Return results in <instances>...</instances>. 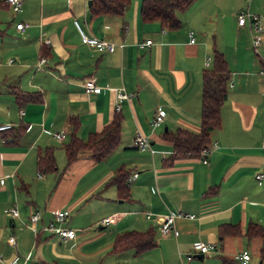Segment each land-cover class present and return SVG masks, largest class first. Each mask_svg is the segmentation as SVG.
I'll return each mask as SVG.
<instances>
[{
	"label": "crops",
	"instance_id": "obj_1",
	"mask_svg": "<svg viewBox=\"0 0 264 264\" xmlns=\"http://www.w3.org/2000/svg\"><path fill=\"white\" fill-rule=\"evenodd\" d=\"M0 1V120L24 129L16 140L0 134L4 259L18 253V264H220L221 257L236 260L246 250V264H264L262 238L245 236L249 223L264 229V181L260 185L255 179L264 170V35L259 55L253 56L250 27L237 23L244 0H194L176 13L180 25L175 29L157 20L142 21L141 0H131L118 16L92 15L88 0H23L19 13L7 0ZM249 10L264 21V0H252ZM74 20L88 35L123 46L100 52L83 44ZM20 22L27 24L23 31L15 27ZM225 27L228 47L215 37ZM145 40L152 42L138 47ZM213 49L223 53L230 71L220 127L210 133L209 146H216L206 163L202 156L167 163L173 147L164 134L200 130L202 74L212 65ZM41 57L46 61L38 69ZM88 77L101 88L99 93L84 91ZM120 88L132 96L120 103L117 148L101 162L82 151L67 164L63 146L70 139V118L77 119L76 134L83 140L100 132L116 113L115 91ZM14 89L34 96L20 103ZM158 109L164 120L152 126ZM59 132L61 140L52 135ZM137 133L149 139L151 149L133 145ZM49 147L56 168L43 173L37 156ZM119 168L137 173L128 184V199L108 184ZM12 204L18 218L3 213ZM61 208L70 210L67 225L75 232L65 241L43 230L51 211ZM34 210L41 211L36 233L28 227ZM177 211L195 217H176V233L161 234L159 218ZM112 215L117 216L114 223H100ZM223 224L237 226L238 233L220 235ZM147 229L155 231L154 248L141 254L133 249L110 252L116 234ZM10 235L14 247L7 241ZM196 241L214 244L215 250L201 253L192 247Z\"/></svg>",
	"mask_w": 264,
	"mask_h": 264
},
{
	"label": "trees",
	"instance_id": "obj_2",
	"mask_svg": "<svg viewBox=\"0 0 264 264\" xmlns=\"http://www.w3.org/2000/svg\"><path fill=\"white\" fill-rule=\"evenodd\" d=\"M131 0H92L88 11L92 15L118 16L122 15ZM194 0H141L140 17L142 21H159L162 27L175 29L179 27L180 21L176 13L184 11ZM8 4V2H7ZM4 5L0 1V7ZM10 7V6H9ZM45 54V47H42L41 54ZM230 71L222 52L213 49L212 65L202 74L201 91V112L200 130L192 132L185 129H177L175 132L164 134V139L172 144L173 154L167 163L182 158L201 157L203 149L209 147L210 133L220 127V109L227 98V84ZM13 93L18 102L23 103L26 98H33V93H21L14 89ZM122 116L119 112L114 113L111 121L106 124L98 133L89 134L83 140L76 134L78 121L70 118V139L63 146L67 164L77 160L82 151H87L88 156L94 162H101L106 159L119 145L121 136ZM23 127L18 126L3 136H12L18 139L23 131ZM37 167L39 171L47 173L56 168L53 148H46L37 156ZM128 171L119 168L114 176L108 180V184L114 185L118 196L121 199H128L129 187L127 183ZM220 235L226 233L237 234V226L223 224L219 227ZM245 236H260L264 242V229L255 223H249ZM156 246L155 231L147 229L145 231L129 230L116 234L110 252L121 253L128 249H133L135 254H141ZM260 252H263L261 247ZM220 264H238L236 260L221 257ZM126 264V263H116Z\"/></svg>",
	"mask_w": 264,
	"mask_h": 264
},
{
	"label": "built area",
	"instance_id": "obj_3",
	"mask_svg": "<svg viewBox=\"0 0 264 264\" xmlns=\"http://www.w3.org/2000/svg\"><path fill=\"white\" fill-rule=\"evenodd\" d=\"M252 0H244V6L241 8V10L237 13V23L239 26H245L246 24L249 25L250 31H251V45L256 50L262 42L263 35H264V21L261 18L259 14L253 13L249 10V4ZM8 5L10 6L11 10L14 13H19L22 11L23 6V0H7ZM74 25L80 35L81 42L91 48H94L97 51L105 52V51H113L116 46L122 47L123 44L119 43L116 44L114 42H111L109 40H105L102 38H99L94 35H88L84 32L82 29L80 23L77 20H74ZM16 29L23 31L27 24L24 23H17ZM193 31H189L190 36V42L194 43L193 38ZM151 40H145L143 42L138 43V47H145L151 44ZM211 58L207 59L206 66L209 65ZM46 61L45 58L41 57L39 61L36 64V67L38 69L43 68V63ZM261 74H264V68L260 70ZM82 87L86 93H99L101 91V88L95 84L94 78L88 77L85 78L82 82ZM132 96V94L127 93L123 88L117 89L115 91V106L114 110L115 112L120 111V103L124 100L129 99ZM19 114L23 115L24 111L19 110ZM165 113L163 110L158 109L154 115L153 120L151 121L152 126H157L161 124L164 120ZM15 127V124L9 121H2L0 120V134H4L5 132L10 131ZM57 140H61L63 138V133H53L52 134ZM2 141H6V138H2ZM133 145L140 149V150H149L150 142L149 139L145 136H143L140 133H137L133 140ZM216 145L214 144L213 147H207L202 150L201 156L203 157V163H206V156L211 151L212 148H214ZM262 148H264V137L261 143ZM39 176V175H38ZM137 177V173H132L127 177V183L129 184L133 179ZM255 179L258 184H262L264 181V170L259 171L255 174ZM0 183H3V177L0 176ZM3 213L10 217V218H18L19 217V210L15 204H12L11 206L5 207L3 209ZM52 219L48 221L44 226L43 230L49 232L52 235L57 236L61 240H68L70 238L74 237V229L68 227V222L71 217V212L67 208H61V209H55L51 211ZM150 217V214H147V218ZM176 217H188V218H194V214L190 213H184L182 211H177L175 213L168 212L167 214L162 215L159 218V231L163 235H168L170 233H176L174 222ZM41 219V211L40 210H34L28 218L29 221V228L36 233L35 225L36 223ZM117 220V216H107L101 220V224L108 225L110 223H114ZM8 243L11 246H15V238L14 236L10 235L8 238ZM192 247L196 250H198L201 253H207L210 251L215 250V245L206 243L203 241H196L192 243ZM187 258H190L188 256ZM250 256L248 251L243 250L242 252L235 255V258L240 264H246L249 260ZM20 259V256L18 253H14L11 257L8 259H4L3 256L0 254V262L3 264H18Z\"/></svg>",
	"mask_w": 264,
	"mask_h": 264
},
{
	"label": "rangeland",
	"instance_id": "obj_4",
	"mask_svg": "<svg viewBox=\"0 0 264 264\" xmlns=\"http://www.w3.org/2000/svg\"><path fill=\"white\" fill-rule=\"evenodd\" d=\"M229 35H230V31L228 32L226 27H225V28L222 29V31L219 30V32H217L215 37L217 38V41H220V43H222V44L226 45V47H228L229 46V38H228ZM250 51L252 52L253 56L259 55L258 54V49L255 50L254 48L250 47ZM6 207H8V206H6ZM109 228H111V227H109ZM103 261H104V263H107L106 258H104Z\"/></svg>",
	"mask_w": 264,
	"mask_h": 264
},
{
	"label": "water",
	"instance_id": "obj_5",
	"mask_svg": "<svg viewBox=\"0 0 264 264\" xmlns=\"http://www.w3.org/2000/svg\"><path fill=\"white\" fill-rule=\"evenodd\" d=\"M91 2H92V0H88V5H90V4H91Z\"/></svg>",
	"mask_w": 264,
	"mask_h": 264
}]
</instances>
